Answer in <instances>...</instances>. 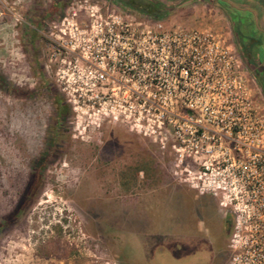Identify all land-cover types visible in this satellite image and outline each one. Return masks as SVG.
<instances>
[{
  "label": "rangeland",
  "instance_id": "obj_1",
  "mask_svg": "<svg viewBox=\"0 0 264 264\" xmlns=\"http://www.w3.org/2000/svg\"><path fill=\"white\" fill-rule=\"evenodd\" d=\"M79 1L0 0V76L7 86L0 88V264H226L230 229L213 199L194 192V163H177L172 137L145 135L69 102L72 86L62 81L71 71L52 36ZM90 1L154 20L116 0ZM161 1L172 7L163 20L168 26L227 24L233 31L214 1ZM228 1L253 13L264 39V6ZM85 20L81 13L79 23ZM260 68L264 61L251 72ZM56 98L69 110L60 123ZM52 146L40 190L9 221L35 163ZM193 223L194 239L182 238Z\"/></svg>",
  "mask_w": 264,
  "mask_h": 264
},
{
  "label": "built area",
  "instance_id": "obj_2",
  "mask_svg": "<svg viewBox=\"0 0 264 264\" xmlns=\"http://www.w3.org/2000/svg\"><path fill=\"white\" fill-rule=\"evenodd\" d=\"M54 29L73 109L171 136L177 163H194V190L231 220L226 264H264V94L229 26H168L81 0Z\"/></svg>",
  "mask_w": 264,
  "mask_h": 264
},
{
  "label": "trees",
  "instance_id": "obj_3",
  "mask_svg": "<svg viewBox=\"0 0 264 264\" xmlns=\"http://www.w3.org/2000/svg\"><path fill=\"white\" fill-rule=\"evenodd\" d=\"M211 1H214L213 3H216L217 6L228 17L230 25L233 29L235 44L249 70L251 71V67L257 68L264 61V55H262L260 51L261 48L264 46V39L258 38L259 35L257 31V26L254 21L253 13L250 10H241L235 6H232L228 0ZM255 1L264 5V0ZM116 2L122 5L123 7L129 8L130 10L138 14L151 17L154 20H164L172 12V7L169 6L167 2L161 0H116ZM54 7L56 8V6ZM253 74L264 94V69L260 68L259 70H256ZM0 88H7L5 81L1 76ZM56 103V119L57 123H60L64 119L69 117V110L60 98H56ZM54 152L55 146H52L51 150H49L42 158H40L35 163L32 173L30 175L27 188L23 192L20 201L9 221H14L18 216H20L30 204V202L37 195L44 180L43 170L51 160ZM4 226V223H0V231ZM230 226L231 224L229 225V229Z\"/></svg>",
  "mask_w": 264,
  "mask_h": 264
},
{
  "label": "flooded vegetation",
  "instance_id": "obj_4",
  "mask_svg": "<svg viewBox=\"0 0 264 264\" xmlns=\"http://www.w3.org/2000/svg\"><path fill=\"white\" fill-rule=\"evenodd\" d=\"M194 192H196L197 195H200V196H201V194H199L197 191L194 190ZM205 196H206V195H205ZM207 196H209V195H207ZM210 197H211V196H210ZM211 198L213 199V201H214V203H215V206H216L217 209H218L219 214H220V213L223 214V212H222V210H221V208H220V206H219L218 201H217L215 198H213V197H211ZM202 207H203V209H204V208H205V209H208L210 206H209V204H206V203H205V205L203 204ZM222 216H223V218H222V220H221V223H223L222 225L225 226V231H228V230H229V225L231 224L230 219H229L228 217L224 216V214H223ZM192 226H193L192 230H189L190 233H188V231H186V232L184 231V232H183L182 238L187 239V240H193V239H194V223H193ZM184 230H185V229H184Z\"/></svg>",
  "mask_w": 264,
  "mask_h": 264
},
{
  "label": "crops",
  "instance_id": "obj_5",
  "mask_svg": "<svg viewBox=\"0 0 264 264\" xmlns=\"http://www.w3.org/2000/svg\"><path fill=\"white\" fill-rule=\"evenodd\" d=\"M257 2V1H256ZM262 6H264V5H262Z\"/></svg>",
  "mask_w": 264,
  "mask_h": 264
}]
</instances>
